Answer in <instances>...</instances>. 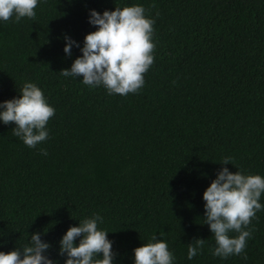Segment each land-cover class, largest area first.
I'll return each mask as SVG.
<instances>
[{"label": "trees", "instance_id": "trees-1", "mask_svg": "<svg viewBox=\"0 0 264 264\" xmlns=\"http://www.w3.org/2000/svg\"><path fill=\"white\" fill-rule=\"evenodd\" d=\"M133 5L155 20L154 63L138 92L108 94L60 73L97 30L90 10ZM35 12L0 20V103L34 83L55 115L35 148L0 121V251H22L40 233L45 255L65 264L63 235L99 214L113 264H134L153 235L174 264H264V209L244 252L223 259L211 254L203 200L225 167L264 177V0H39ZM66 37L79 44L70 56ZM195 239L206 243L189 260Z\"/></svg>", "mask_w": 264, "mask_h": 264}, {"label": "clouds", "instance_id": "clouds-1", "mask_svg": "<svg viewBox=\"0 0 264 264\" xmlns=\"http://www.w3.org/2000/svg\"><path fill=\"white\" fill-rule=\"evenodd\" d=\"M39 0H0V20L15 22L21 18L35 19ZM89 23L97 30L87 34L82 56L74 60L70 69L61 70L65 77H83L82 82L90 87L103 86L108 94L127 96L138 92L145 83L144 74L154 63L152 42L155 20L145 16L140 5L105 10L102 14L90 10ZM64 52L71 55L75 41L67 38ZM19 98L0 103V121L5 125L14 123L12 132L29 148H35L49 137L47 124L55 115L43 91L34 83H25ZM47 155L46 149L40 150ZM231 158H224L227 165ZM264 193V177L245 175L240 171L231 173L228 168L218 172L203 193L206 202L204 223L210 228L215 240L214 257L227 259L241 255L246 242L251 238L248 229L256 213L264 209L259 201ZM103 217L94 214L79 221V226L70 227L60 241L59 255L66 254L65 264H113L115 254L107 231L98 230ZM248 229V230H246ZM235 232L236 237L229 233ZM79 239L78 246L75 241ZM154 241V242H153ZM194 242V243H193ZM188 245L187 258L192 260L205 246V239H195ZM51 247L42 242L40 233L31 235V245L23 250L8 253L0 251V264H54L45 253ZM102 254V258H100ZM247 259L246 255L244 256ZM134 264H174V256L168 244L157 240L156 235L148 243L134 249Z\"/></svg>", "mask_w": 264, "mask_h": 264}]
</instances>
